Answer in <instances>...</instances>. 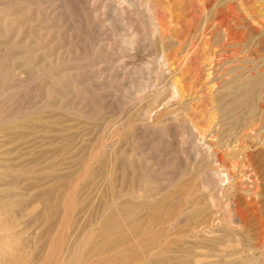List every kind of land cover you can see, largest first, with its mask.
<instances>
[{
    "label": "rangeland",
    "instance_id": "1",
    "mask_svg": "<svg viewBox=\"0 0 264 264\" xmlns=\"http://www.w3.org/2000/svg\"><path fill=\"white\" fill-rule=\"evenodd\" d=\"M146 1L148 2V0H0V264H61L73 249L75 241L88 230L87 226L89 225V228L91 224L100 221L99 214L103 211L108 181L110 182L112 178L118 179L120 173L128 171L126 163L119 160L122 152L131 158L135 156L133 158L135 167L129 169L127 174L130 176L135 174V179H138L136 185L143 178L144 188L139 191L135 202L149 203L153 198L155 202H159V198L161 200L164 195L174 193L182 187V183L196 185L200 179L203 180L196 175L200 171L208 173L214 167L205 152L204 141L211 140L210 133L220 122L222 116L219 110L220 94L227 89L226 79L229 78L223 75L224 72H219L214 84L213 75L208 72L219 38L211 39L201 23L207 15L202 0H169L168 3H165L167 0H151L150 3ZM246 4L251 13L249 9L242 11V7L237 5L239 13L245 15L247 12L246 18L242 21L246 33L244 42L241 43L242 48L244 47L245 51L250 49V54L254 58L258 56L259 62L263 63L260 58L264 57V0H246ZM115 5L120 7L119 13L114 10ZM149 22L151 25H147ZM256 28L260 29V34L255 31ZM255 36H258L259 40L254 38ZM255 41L260 44L256 43L253 46ZM246 54H244L246 57L250 55L248 52ZM254 63L250 62L249 66L254 67ZM250 73L245 72L241 79L247 80L251 77ZM252 73L257 74V71ZM256 76L258 80L260 79L257 89L259 94L257 93V96L244 106V113H241L239 121L227 120V126L224 125L219 131L221 140L219 142H222L220 144L222 149L228 148L226 153L234 150L241 161L248 155L255 168L261 170L258 174L259 194L264 213V84H262L264 72ZM174 83L178 90L176 98L171 97ZM222 86H225V89ZM168 98L172 99L164 104ZM145 109H150L151 113L142 120L141 113ZM249 116L255 121L254 128L257 130L247 131L243 137L241 131L246 125L245 122L252 120ZM141 123H147L151 128L143 129L139 127ZM187 125L191 126V131ZM236 139L240 140L236 142ZM195 144L202 152L200 155L194 153ZM96 145L100 162L96 161L95 167L83 175L79 168L81 161L96 149ZM236 147L238 151H235ZM116 155L119 156L118 164L124 165L122 168L118 165L114 169L111 165ZM140 156L146 167L144 170L142 164L138 162ZM108 160L112 162L109 163ZM65 164L68 167H64ZM136 164H139L141 169ZM242 165L241 162L239 171L243 170ZM242 173L243 175L240 172L242 177L238 181H249L245 172ZM20 175L29 178L19 182ZM48 176L55 179L52 181ZM67 176L66 180L73 182L72 190L75 188L70 202L64 199L63 193L67 190L59 183L60 180L66 181ZM73 177L74 180L78 179L73 181ZM210 178L208 177L207 181L215 186L214 178ZM212 185L210 187L213 188ZM50 189L52 195L56 191L53 195L55 198H51ZM237 191L240 197L248 195L247 191L241 189ZM100 192L103 200H98L102 197L99 195ZM204 194L199 195L200 199H205L206 193ZM221 198L219 201L226 204L227 196ZM202 205L205 203L202 202ZM64 207H72L70 209L73 213L69 210L70 214L67 215L64 213L66 212ZM57 208V212L54 211ZM145 210L141 208L139 213L148 216ZM93 214H96V217ZM69 215L73 216V220ZM218 217L220 216L216 217L214 225L219 226ZM81 218H84L83 225L81 222L78 223ZM5 220L9 221L6 225ZM66 220L69 222L67 231L71 234L66 238V229H62L61 233L65 238L61 240L54 232L53 222L59 224L60 221ZM191 221L182 225H175L174 222L175 227L167 226L168 229L161 223L156 224L152 232L136 236L128 244L130 246L134 243L133 248L137 251L133 249L134 252L126 257L125 264H161L163 255L170 254L169 256L174 259L173 255L180 253V250L196 245L195 241L190 240L192 236L183 230ZM2 226H5V229ZM74 227L79 230L76 231ZM6 233H13L12 239H16V242L11 244L12 249L9 250L11 253L4 252L6 245L5 240L2 241L4 238L2 236ZM169 234L170 237H166ZM203 236L202 242L208 244L207 237ZM19 237L23 239L25 245L24 251L20 252ZM110 241L109 245L116 246L115 239ZM122 247L124 246L114 247L106 252L107 256H111L109 264H119L122 259L119 254ZM206 250L208 249L203 250L205 257H201L203 264L213 261V257L210 258V250L205 252ZM17 253L23 254L25 263L16 262L17 260L12 262Z\"/></svg>",
    "mask_w": 264,
    "mask_h": 264
},
{
    "label": "bare ground",
    "instance_id": "2",
    "mask_svg": "<svg viewBox=\"0 0 264 264\" xmlns=\"http://www.w3.org/2000/svg\"><path fill=\"white\" fill-rule=\"evenodd\" d=\"M151 0H148L147 3H150ZM155 1V0H154ZM162 1V0H161ZM169 0L165 1V3H168ZM203 1V8L207 10V15L204 18L203 27L205 28V31L207 35L210 36V38H219L218 42L216 43L217 50L213 52V58L210 62V67L208 68L209 74L213 75V81L215 83V77L218 76L219 72H224L223 75L229 76V78L226 79V84L228 86L227 89L224 90L220 94V109L221 110V119L220 122L217 124L218 126L212 130L213 132L210 133L211 140L204 141V149L205 152L210 157V162L214 165V167L207 173V172H201L196 175L199 177H202L203 180L200 179L199 183L197 182L196 185L191 184H183L182 187L176 188L177 191L174 193H171L170 195H164V198L160 200L159 202H155L154 198L153 201L149 203H143V202H135L139 196V191L144 188L143 181L141 179V182H139L137 185V180L135 179L134 175H129L127 172H129V169H133L135 167L134 160L131 158L130 155L120 152L119 160L120 162H125L128 168V171L120 173L118 179L116 178H110L111 181H108V190L104 196L101 194L102 197L98 198L103 200V211L100 221L91 224V226L87 229L85 228V232L83 233L81 237L75 241V245L73 249L69 252L65 260L61 264H109L110 257L107 256L106 252L111 251L114 249V247L118 246H124L122 247V250L119 254L122 256L119 264H125L126 263V257L131 255L135 248H133V245H130L128 243L131 242L133 238L140 234H145L147 232H150L152 228L156 224H162L163 226L168 229L167 226H174L175 225H182L185 224L187 221H191V224H189L185 229V233H189V236H192V239L188 237V239L191 240V242L196 243V245L191 246L188 249L180 250L177 255H173L172 259L169 255H163L161 257L162 261L161 264H203L201 261L203 259L201 257H205V253L203 250L207 248L210 250V258L213 257V261L211 260L208 264H264V213L262 211V206L260 203V185H259V171L255 168L253 165V162H251L250 158L245 156V158L241 161L235 152L226 153L227 149H222V142L219 141V131L222 129L228 121H239V118L241 117V113L244 110V106L249 104L251 100H253L258 92V77L256 75H262L264 72V57H261L260 59L263 60V63L259 62V59L254 58L250 54V49L244 50V47L242 48V44L244 42V37L246 36L245 30H244V24L243 20L246 18V14L238 12V6L242 7V11L246 10L248 11L249 6L246 4V0H202ZM17 2V1H16ZM118 2V1H117ZM116 2V3H117ZM164 2V1H163ZM171 2V1H170ZM15 3V2H14ZM119 3V2H118ZM122 3V2H121ZM153 3V2H152ZM237 3V5L235 4ZM42 4V3H41ZM156 4V3H155ZM158 4V3H157ZM161 6L162 4L159 3ZM149 5V4H148ZM168 5V4H167ZM17 6V5H16ZM110 6V5H109ZM164 6V4H163ZM65 7V6H64ZM167 7V6H165ZM251 7V6H250ZM58 8V7H57ZM113 8V7H112ZM123 8V7H122ZM137 8V7H136ZM149 6H147V10ZM67 9V8H66ZM141 9V8H140ZM50 10V9H49ZM114 10L119 13L120 7L118 5L114 6ZM142 10H144L142 8ZM145 10V11H147ZM241 10V9H240ZM47 11V10H46ZM139 12V11H138ZM149 12V11H148ZM151 12V11H150ZM249 12L251 13L250 9ZM248 12V13H249ZM51 13V12H50ZM143 13V12H142ZM141 13V14H142ZM153 13V12H152ZM13 14V13H12ZM15 14V13H14ZM19 15V14H18ZM147 15V14H146ZM96 16V15H95ZM2 17V16H1ZM151 20V16L148 17ZM51 19V18H50ZM52 20V19H51ZM153 20V19H152ZM144 21V20H143ZM22 22V21H21ZM42 22V21H41ZM116 23V22H115ZM143 23V22H142ZM145 23V21H144ZM151 22H149L147 25H149ZM252 23V22H251ZM3 25V24H2ZM143 25V24H142ZM146 25V26H147ZM151 25V24H150ZM56 26V25H55ZM157 26V25H156ZM58 27V26H57ZM64 27V26H63ZM26 28V27H25ZM43 29V28H42ZM155 29V27H154ZM257 29V28H256ZM255 31H258V34L261 33L259 31L260 29H257ZM113 31V30H112ZM155 31V30H153ZM152 31V32H153ZM25 32V31H24ZM252 32V31H251ZM49 33V32H48ZM254 33V32H253ZM125 34V33H124ZM257 34V35H258ZM81 35V34H80ZM16 36V35H15ZM34 37V36H33ZM258 36H255L254 38H257ZM14 38V37H13ZM252 38V37H251ZM132 39V38H131ZM250 39V38H249ZM255 39V40H256ZM259 40V39H258ZM261 40V39H260ZM37 41V40H35ZM43 42V41H42ZM137 42V41H136ZM10 43V42H9ZM258 44L259 42L255 41L253 43V46L255 44ZM156 44V43H155ZM260 44V43H259ZM252 45V44H251ZM252 46V47H253ZM260 46V45H259ZM108 47V46H107ZM154 47V46H153ZM248 47V46H247ZM251 47V46H249ZM264 48V47H263ZM253 49V48H252ZM26 50V49H25ZM257 51V50H256ZM37 52V51H36ZM166 52V51H164ZM250 54L248 57H246V53ZM46 53V52H45ZM246 54V55H244ZM14 55V54H13ZM28 59V58H27ZM22 62V61H21ZM250 62L254 63V67L249 66ZM14 63V62H13ZM130 63V62H129ZM143 63V62H142ZM21 64V63H20ZM131 64V63H130ZM32 65V64H31ZM246 65V66H244ZM248 66V67H247ZM142 67V66H141ZM246 67V69H245ZM19 68V65L18 67ZM23 69V68H22ZM26 69V68H25ZM146 69V68H145ZM24 70V69H23ZM257 71V74L252 73L253 71ZM25 71V70H24ZM65 71V70H64ZM67 71V70H66ZM71 71V70H70ZM133 71V70H132ZM243 72V73H242ZM245 72H251L250 78H247V80L241 79ZM7 73V72H6ZM77 73V72H76ZM131 73V72H130ZM147 73V72H146ZM242 73V74H241ZM34 74V72H33ZM58 74V73H57ZM119 75V74H118ZM9 76V75H7ZM152 77V76H151ZM116 78V77H115ZM220 78V77H219ZM120 79V78H119ZM152 78H150L151 80ZM159 79V78H158ZM143 80V78H142ZM146 81V79H144ZM149 80V78H148ZM173 80V79H172ZM178 80V79H177ZM175 80V81H177ZM52 81V80H51ZM27 82V81H26ZM139 82V79H138ZM135 83V82H134ZM166 83V81H165ZM171 83V82H170ZM176 83V82H175ZM173 84L174 91L171 93L172 98H176L178 95V90L176 88V84ZM213 83V82H212ZM18 84V83H17ZM31 84V83H29ZM127 84V83H126ZM139 84V83H138ZM145 84H147L145 82ZM151 84V83H150ZM260 84V83H259ZM264 84V83H262ZM34 85V84H32ZM74 85V84H73ZM124 85V84H123ZM134 85V84H133ZM141 85V84H140ZM148 86V85H146ZM158 86V85H157ZM260 86V85H259ZM24 87V86H23ZM34 87V86H33ZM118 87V86H117ZM142 87V86H140ZM225 86H222L223 89ZM11 88V87H10ZM15 88V87H14ZM19 88V87H17ZM144 88V87H143ZM149 88V87H148ZM217 88V87H216ZM221 88V87H220ZM221 88V89H222ZM29 89V88H28ZM35 89V88H34ZM71 89V88H70ZM90 89V88H89ZM164 89V88H163ZM222 89V90H223ZM14 90V89H13ZM181 90V89H180ZM221 90V91H222ZM211 91V90H210ZM218 91V90H217ZM216 91V93H217ZM116 92V91H115ZM124 92V91H123ZM24 93V92H23ZM47 93V92H46ZM113 93V92H112ZM49 94V93H48ZM109 94V93H108ZM114 94V93H113ZM116 94V93H115ZM182 94V93H181ZM219 96V95H218ZM2 97V96H1ZM6 97V96H5ZM67 97V96H66ZM119 97V95H118ZM168 97V96H167ZM166 97V98H167ZM180 97V96H179ZM212 97V96H211ZM9 98V97H6ZM170 98V97H169ZM167 99L164 104L169 103V101L172 99ZM182 98V97H181ZM13 99V98H12ZM132 99V98H131ZM165 99V98H164ZM178 99V98H177ZM263 99V98H262ZM2 100V99H1ZM4 100V99H3ZM11 100V99H10ZM81 100V99H80ZM100 100V99H99ZM145 100V99H144ZM6 101V100H5ZM130 101V100H129ZM7 102V101H6ZM33 102V101H32ZM76 102V101H75ZM264 102V101H263ZM87 103V102H86ZM90 103V102H89ZM156 102H154L155 104ZM72 104V103H71ZM47 105V104H46ZM87 105V104H86ZM117 105V104H116ZM160 105V104H159ZM169 105V104H168ZM64 106V105H63ZM76 106V105H75ZM156 106V105H155ZM67 107V106H66ZM77 107V106H76ZM75 107V108H76ZM217 107V106H216ZM59 108V107H58ZM218 108V107H217ZM124 109V108H123ZM255 109V108H254ZM261 109V108H260ZM18 110V109H17ZM39 110V109H38ZM42 110V109H41ZM52 110V109H51ZM264 110V109H263ZM142 120L146 116H149L151 113L150 109L142 110ZM253 111V110H252ZM97 112V111H96ZM137 112V111H136ZM213 112V111H212ZM60 113V112H59ZM72 113V112H71ZM74 113V112H73ZM170 113V112H169ZM244 113V112H243ZM255 113V112H253ZM252 113V114H253ZM262 113V112H261ZM129 114V113H128ZM168 114V113H167ZM250 114V116H253ZM12 115V114H11ZM85 115V114H84ZM157 115V114H156ZM255 115V114H254ZM45 116V115H44ZM50 116V115H49ZM83 116V115H82ZM89 116V115H88ZM96 116V115H95ZM115 116V115H114ZM130 116V115H129ZM218 116V115H217ZM220 116V115H219ZM249 116V117H250ZM264 116V115H263ZM41 117V116H40ZM62 117V116H61ZM106 117V116H105ZM197 117V116H196ZM47 118V117H46ZM195 118V117H194ZM256 118V117H255ZM65 119V118H64ZM100 119V118H99ZM127 119V118H126ZM252 117H250V120ZM57 120V119H56ZM137 121V118L135 119ZM141 120V122H142ZM228 120V121H227ZM256 120V119H255ZM60 121V120H59ZM157 121V120H156ZM190 121V119H189ZM200 121V120H199ZM211 121V120H210ZM187 122V121H185ZM213 122V121H212ZM250 122V123H249ZM254 120L245 122L246 125H244L243 130L241 131V135L244 137L246 136L247 131H252L254 128ZM258 122V121H257ZM7 123V122H6ZM96 123V122H95ZM190 122H187V124ZM200 123V122H199ZM249 123V124H248ZM131 124V123H130ZM209 124V123H208ZM257 124V123H255ZM155 125V124H154ZM189 125V124H188ZM187 125V127H188ZM191 125V123H190ZM203 125V124H202ZM260 125V124H259ZM193 126V125H192ZM227 126V125H226ZM229 126V125H228ZM33 127V126H32ZM139 127L143 129H150L151 127L148 126L147 123H141L139 124ZM50 128V127H49ZM189 130L191 131V126H189ZM239 128V127H238ZM264 128V127H263ZM45 129V128H43ZM48 129V128H47ZM85 129V128H84ZM226 130V128H225ZM257 130V129H255ZM116 131V130H115ZM206 131V130H205ZM78 132V131H77ZM80 132V131H79ZM99 132V131H98ZM131 132V131H130ZM152 132V131H151ZM259 132V131H258ZM86 133V132H85ZM133 133V132H132ZM163 133V131H162ZM205 133V132H204ZM224 133V132H223ZM13 135V134H12ZM203 135V134H202ZM249 135V134H247ZM222 136V135H221ZM250 136V135H249ZM23 137V136H22ZM40 137V136H39ZM115 137V136H114ZM204 137V135H203ZM57 138V137H56ZM137 138V135H136ZM206 138V137H205ZM222 138V137H221ZM55 139V138H54ZM93 139V138H92ZM191 139V138H190ZM219 139V140H218ZM7 140V139H6ZM75 140V139H74ZM131 140V139H130ZM240 139H236V142H238ZM11 141V140H10ZM63 141V139H62ZM132 141V140H131ZM217 141V142H216ZM247 141V140H246ZM23 142V141H22ZM8 143V142H7ZM177 143V142H176ZM25 144V143H24ZM37 144V143H36ZM78 144V143H77ZM150 144V143H149ZM237 144V143H236ZM71 145V144H70ZM245 145V144H244ZM243 145V147H244ZM227 146V145H226ZM246 146V145H245ZM37 147V146H36ZM221 147V148H220ZM242 147V146H241ZM17 148V146H16ZM16 148H13L16 149ZM32 148V147H31ZM23 149V148H22ZM95 149V147H94ZM129 149V148H128ZM222 149V150H221ZM17 150V149H16ZM133 150V149H132ZM131 150V151H132ZM149 150V149H148ZM238 151V148L236 147L235 151ZM243 150V149H242ZM241 150V151H242ZM31 151V150H30ZM71 151V150H70ZM90 151V150H89ZM101 151V150H100ZM103 151V150H102ZM134 151V150H133ZM193 151V150H192ZM240 151V152H241ZM82 152V151H81ZM228 152V151H227ZM9 153V152H8ZM113 153V152H112ZM117 153V152H116ZM194 153L195 154H201L202 152L198 148V145H194ZM210 153V154H209ZM24 154V153H23ZM26 154V153H25ZM28 154V153H27ZM61 154V153H60ZM159 154V153H157ZM194 154V155H195ZM118 155V153H117ZM112 159V161L108 162L111 163L112 167L117 168L118 165V157ZM133 155V153H132ZM137 155V154H136ZM148 155V154H147ZM229 155V156H227ZM240 155V153H239ZM42 156V155H41ZM98 147L96 145V149L94 151H91L90 154L86 155L82 161L79 168H81V172L83 175L87 174L89 171L93 169L94 164L96 161L98 162L100 160ZM255 156V155H254ZM107 157V156H106ZM152 157V156H151ZM204 157V156H203ZM6 158V157H5ZM69 158V157H68ZM256 158V156H255ZM7 159V158H6ZM63 159V158H62ZM66 159V158H65ZM106 159V158H105ZM104 159V160H105ZM183 159V158H182ZM47 160V159H46ZM136 160V159H135ZM140 164H142L143 170L146 168L144 166L143 159L140 156ZM200 160V159H198ZM245 160V161H244ZM3 161V160H1ZM137 161V160H136ZM44 162V160H43ZM72 162V161H71ZM100 162V161H99ZM102 162V161H101ZM242 162L243 170L238 168L240 167V164ZM246 162V163H245ZM16 163V162H15ZM31 163V161H29ZM53 163V162H52ZM70 163V162H69ZM68 163V164H69ZM205 163V162H204ZM203 163V164H204ZM57 164V163H56ZM56 164H53L54 166ZM77 164V163H76ZM100 164V163H99ZM210 164V163H209ZM65 164L64 167H68ZM97 165V164H96ZM110 165V164H109ZM110 165V166H111ZM139 164H136L138 166ZM14 166V165H13ZM23 166V165H22ZM70 166V165H69ZM104 166V164H103ZM121 165L120 168H122ZM258 166V165H257ZM48 167V166H47ZM52 167V166H51ZM78 167V166H77ZM99 167V166H96ZM102 167V166H101ZM140 168V165L138 166ZM201 167V166H200ZM21 168V167H20ZM54 168V167H53ZM77 168V169H79ZM125 168V167H123ZM126 168V170H127ZM138 168V170H140ZM204 168V167H203ZM17 169V167H16ZM98 169V168H96ZM202 169V168H201ZM200 169V170H201ZM205 169V168H204ZM21 170V169H20ZM19 170V171H20ZM28 169H26L27 171ZM35 170V169H34ZM102 170V169H101ZM110 170V169H109ZM112 170V168H111ZM135 170V169H134ZM133 170V171H134ZM208 170V169H207ZM24 171V169H23ZM187 171V170H186ZM245 172V175L249 178V181H238L240 177H242L243 173ZM29 172V171H28ZM64 172V171H63ZM77 172V170H76ZM80 172V171H79ZM106 172V171H105ZM104 172V173H105ZM115 172V171H114ZM137 172V171H136ZM196 172V169H195ZM241 172V174H240ZM75 173V171H74ZM91 173V172H90ZM89 173V175H90ZM100 173V171H99ZM107 173V172H106ZM117 173V172H116ZM141 173V172H140ZM79 174V173H78ZM132 174V172H131ZM139 174V173H138ZM144 174V173H143ZM142 174V175H143ZM153 174V173H152ZM240 174V175H239ZM13 175V174H12ZM53 176L55 174H50V176ZM67 175V174H66ZM98 175V173L96 174ZM140 175V174H139ZM10 176V175H9ZM39 176V175H38ZM43 176V175H42ZM47 176V175H46ZM48 176V177H50ZM57 176V175H56ZM64 175H60V177H63ZM73 175H70V177ZM111 176V175H110ZM145 176V174L143 175ZM142 176V177H143ZM183 176V175H182ZM193 176V175H192ZM11 177V176H10ZM37 176H35L36 178ZM59 177V176H58ZM80 177V176H77ZM107 177V175H106ZM211 177L215 180V186L210 184V182L207 181V178ZM27 178H29L27 176ZM26 177L23 175H20L18 180L19 182H24ZM57 178V177H56ZM76 178V177H75ZM94 178V177H93ZM97 178V177H96ZM95 178V179H96ZM104 178V177H103ZM139 178V177H138ZM173 178V177H172ZM191 178V177H190ZM210 178V179H211ZM50 180L53 181L55 177H50ZM68 179L65 178V180ZM72 179V178H71ZM78 179V178H77ZM77 179L73 181H76ZM87 179V178H86ZM85 179V180H86ZM99 179V178H98ZM151 179V178H150ZM152 179H154L152 177ZM162 179V178H161ZM187 179V178H186ZM205 179V180H204ZM17 180V179H15ZM13 180V181H15ZM47 180V179H46ZM63 180V179H62ZM84 180V179H83ZM101 180V179H100ZM106 180V179H105ZM108 180V179H107ZM157 180V179H156ZM171 180V179H170ZM193 180V179H192ZM35 181V180H34ZM58 181V180H57ZM61 181V180H60ZM59 183L61 184V187H65L67 191L64 190L63 197L64 199H67V201L70 202L69 199H71L73 191V182L71 180L61 181ZM146 181V178H145ZM144 181V182H145ZM182 181V180H181ZM11 182V181H10ZM9 182V183H10ZM18 182V181H17ZM33 182V181H32ZM47 182V181H46ZM82 182V181H81ZM106 182V181H105ZM176 182V181H175ZM213 182V181H212ZM2 183V182H1ZM91 183L93 181L91 180ZM98 183V182H96ZM12 184V183H11ZM34 184V183H33ZM43 184V183H42ZM99 184V183H98ZM177 184V183H176ZM2 185V184H1ZM57 185V184H56ZM86 185V183L84 184ZM173 185V184H172ZM210 185L213 186L210 187ZM51 186V185H50ZM90 186V185H89ZM94 186H96L94 184ZM177 185H175L176 187ZM193 186V187H192ZM52 187V186H51ZM97 187V186H96ZM105 187V186H104ZM165 187V186H164ZM163 187V188H164ZM58 188V187H57ZM82 188V187H81ZM106 188V187H105ZM167 188V185L166 187ZM29 189V188H28ZM100 189V188H99ZM155 189V188H154ZM175 189V188H174ZM244 190L248 192V195H241L237 194V190ZM70 190L72 192H70ZM105 190V189H104ZM150 190V189H149ZM159 190V189H158ZM164 190V189H163ZM172 190V189H171ZM192 190V191H191ZM51 193V198H53L56 194V191L53 193L51 192V189L49 190ZM106 191V190H105ZM87 192V191H86ZM167 192V191H166ZM170 192V191H169ZM179 192V193H177ZM206 193L205 199L208 201H205V199H200L201 196ZM155 193V192H154ZM84 194V193H83ZM157 194V193H155ZM154 194V195H155ZM160 194V193H159ZM49 195V194H48ZM183 195V196H182ZM186 195V196H184ZM194 195V196H193ZM205 195V194H204ZM219 195V196H218ZM227 196L223 206L221 201L219 199L221 197ZM59 196V195H58ZM81 196V195H80ZM192 196V197H191ZM220 198H218V197ZM48 197V196H47ZM94 197V196H93ZM153 197V196H152ZM51 199L50 197H48ZM55 198V197H54ZM96 198V199H97ZM62 199V198H61ZM60 199V202H61ZM82 199V198H81ZM152 199V198H150ZM222 199V198H221ZM53 200V199H52ZM100 200V201H102ZM148 200V199H147ZM22 201V200H21ZM50 201V200H49ZM48 201V202H49ZM95 201V200H94ZM146 201V199H145ZM59 202V201H58ZM64 202V201H62ZM89 202V201H88ZM205 203V205L201 206V203ZM21 203V202H19ZM24 203V202H23ZM50 203V202H49ZM55 203V201H54ZM75 203V202H74ZM90 203V202H89ZM88 203V204H89ZM53 204V201H52ZM64 204V203H63ZM67 204V203H65ZM72 204V203H71ZM49 205V204H48ZM68 205H70L68 203ZM73 205V204H72ZM100 205V206H101ZM23 206V205H22ZM50 206V205H49ZM52 206V205H51ZM54 206V205H53ZM57 206V205H56ZM66 206V205H65ZM16 208V207H15ZM18 208V207H17ZM59 208V207H58ZM55 209L54 211L58 210ZM62 208V207H61ZM66 208V212L64 213L70 214L69 210L72 211V207H64ZM84 208V207H81ZM80 208V209H81ZM92 208V206H91ZM141 208H145V212L148 213V216L142 215L139 213ZM49 209V208H48ZM51 209V208H50ZM101 209V208H100ZM99 209V210H100ZM74 210V209H73ZM96 210V209H95ZM94 210V213L97 211ZM102 210V209H101ZM144 210V209H142ZM52 211V212H54ZM87 211V210H86ZM57 212V211H56ZM62 212V211H61ZM100 212V211H98ZM144 212V213H145ZM63 213V214H64ZM73 213V211H72ZM78 213V212H75ZM87 213V212H86ZM55 214V213H54ZM66 215V214H65ZM72 215V214H71ZM94 216L96 214H93ZM53 216V215H51ZM61 216V215H60ZM81 216V215H80ZM93 216V217H94ZM98 216V217H100ZM218 217L220 222L219 226L214 225V221L216 220V217ZM69 217H71L69 215ZM89 217V216H88ZM96 217V216H95ZM8 218V217H7ZM10 218V217H9ZM14 218V217H12ZM11 218V219H12ZM63 218V217H62ZM73 216L71 217V219ZM80 218V217H78ZM8 219V220H11ZM84 218H81V220H78V223L81 222V225H83L82 221ZM90 219V218H88ZM8 220H5V225L8 224ZM61 220V219H60ZM70 220V218L68 219ZM73 220V219H72ZM95 220V218L93 219ZM15 221V220H14ZM54 221V219H53ZM57 221V220H56ZM75 221V219H74ZM77 221V220H76ZM11 222V221H10ZM67 220L66 221H60L59 224H54V232L58 235V239H63L62 229H66L65 231L66 238H68V235L71 234L67 231ZM88 222V220H87ZM69 223V222H68ZM90 223V222H88ZM189 223V222H188ZM72 224V222H70ZM77 224V223H76ZM187 224V223H186ZM80 225V224H79ZM71 226V225H70ZM74 226V225H73ZM10 227V226H9ZM81 227V226H80ZM161 227V226H160ZM175 227V226H174ZM179 227V226H178ZM2 228L5 229V226ZM76 228H78L76 226ZM74 229L77 231L79 229ZM156 228V227H155ZM164 228V227H163ZM181 228V227H180ZM165 229V230H166ZM2 230V229H1ZM9 230V229H6ZM11 230V229H10ZM82 230V228H81ZM80 230V231H81ZM159 230V229H158ZM178 230V229H177ZM181 230V229H180ZM175 231V230H174ZM2 232V231H1ZM62 232V233H61ZM79 232V231H78ZM152 232V231H151ZM77 233V232H76ZM162 233V232H161ZM183 233V232H182ZM184 233V234H185ZM2 234V233H1ZM13 234V233H12ZM11 233H6L2 237L4 241L6 249L4 252L9 251L12 249L11 244L13 242H16V239H12ZM148 234V233H147ZM165 234V233H164ZM158 235V234H157ZM205 235L207 237V242H202V236ZM80 236V235H79ZM154 236V235H153ZM163 236V235H162ZM54 237V236H53ZM166 237H170V234ZM204 237V236H203ZM21 239V237H19ZM65 238V237H64ZM148 238V237H147ZM151 238V237H150ZM149 238V239H150ZM116 246L109 245V241L114 240ZM152 239V238H151ZM72 240V239H71ZM73 239L72 241H74ZM139 240V239H136ZM143 240V239H142ZM147 240V239H146ZM167 240V239H166ZM183 240V239H182ZM71 241V242H72ZM110 241V242H111ZM151 241V240H149ZM165 241V240H164ZM179 241V240H178ZM136 242V241H135ZM18 243V242H17ZM53 243V242H52ZM65 243V242H64ZM70 243V241H69ZM162 243V242H161ZM175 243V242H174ZM74 244V243H73ZM72 244V245H73ZM154 244V243H153ZM159 244V243H158ZM165 244V242H164ZM178 244V242H177ZM13 245V244H12ZM21 249L18 250L24 251L25 245L23 244V239H21ZM50 245V244H49ZM68 245V244H66ZM65 245V246H66ZM183 245V244H181ZM190 245V244H189ZM140 246V245H138ZM158 246V245H157ZM185 245H183L184 247ZM53 247V246H52ZM68 247V246H67ZM156 247V246H155ZM155 247H152L153 249ZM186 247V246H185ZM184 247V248H185ZM20 248V247H19ZM62 248V246H61ZM141 248V247H140ZM139 248V249H140ZM151 248V249H152ZM18 249V248H17ZM134 249V250H133ZM138 249V248H137ZM145 249V248H144ZM149 249V250H151ZM180 249V248H179ZM178 249V250H179ZM68 250V249H67ZM206 250L205 252H208ZM12 251V250H11ZM137 251V250H135ZM142 251V250H141ZM174 251V250H173ZM3 252V253H4ZM58 252V251H57ZM9 253H11L9 251ZM50 253V252H49ZM48 253V254H49ZM137 253V252H135ZM149 253V252H148ZM166 253V252H165ZM18 254V255H17ZM14 257L15 260L12 262H22L25 263L26 259L22 256V253H17ZM46 254V255H48ZM139 254H141L139 252ZM8 255V254H7ZM66 255V254H65ZM64 255V257H65ZM207 255V254H206ZM51 256V255H50ZM172 256V255H171ZM138 257V256H137ZM207 257V256H206ZM49 258V257H48ZM45 259V258H44ZM50 259V258H49ZM52 259V256H51ZM64 259V258H63ZM46 260V259H45ZM47 262L49 260H46ZM135 262V261H134ZM130 263V262H128ZM39 264V263H38ZM132 264V263H131Z\"/></svg>",
    "mask_w": 264,
    "mask_h": 264
}]
</instances>
